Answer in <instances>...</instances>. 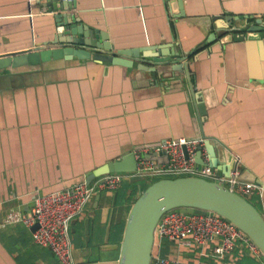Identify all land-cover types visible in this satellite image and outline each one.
<instances>
[{
    "label": "crops",
    "instance_id": "crops-1",
    "mask_svg": "<svg viewBox=\"0 0 264 264\" xmlns=\"http://www.w3.org/2000/svg\"><path fill=\"white\" fill-rule=\"evenodd\" d=\"M46 1L0 0V57L49 48L54 18L67 16L97 30L114 50L141 55L131 67L58 57L0 70V264H57L33 241L32 227L14 218L28 213L37 196L86 182L126 155L151 156L165 167L166 157L151 148L169 140L215 139L218 169L230 170L239 157L246 167L241 179L262 188L255 198L264 217V36L225 49L205 44L227 27L223 17L237 26L263 20L264 0H183L178 18L168 0ZM171 54L185 58L189 79ZM201 155L209 161L204 148ZM129 211L116 191L95 194L70 223L74 264H118L119 247L105 246L120 245ZM192 249L156 241L152 254L212 264L210 256L196 262Z\"/></svg>",
    "mask_w": 264,
    "mask_h": 264
},
{
    "label": "water",
    "instance_id": "water-1",
    "mask_svg": "<svg viewBox=\"0 0 264 264\" xmlns=\"http://www.w3.org/2000/svg\"><path fill=\"white\" fill-rule=\"evenodd\" d=\"M169 11L174 18L184 15L183 0H168ZM48 0L46 1V6ZM44 6V5H43ZM56 24V39L50 42L49 48L40 51L37 47L18 52L16 55L0 57V70L24 64L37 65L40 60L48 61L51 58H76L79 60L93 59L95 61L131 67L134 59L141 55L140 51L114 50L107 42L105 36L99 37L97 30L82 24L74 17L54 18ZM227 27L217 28L205 40V44L218 42L225 49L233 43H244L249 40L261 39L264 34V19L253 20L251 24L245 22L244 26H237L231 17H223ZM223 31L226 34H217ZM216 33V34H215ZM105 39V40H104ZM217 40V41H216ZM172 55L175 69L184 72L189 79L188 64L185 58ZM187 55V54H186ZM184 55V56H186ZM158 59V60H157ZM169 60V59H168ZM154 62L158 64L167 62L157 57ZM199 125L202 127L201 122ZM203 136V135H202ZM203 142L195 148L194 158L199 166L213 168L224 177H228L231 169H218V160L215 157V139L203 136ZM207 150L209 161H204L201 153ZM184 152L185 146L183 147ZM163 155V153L155 156ZM153 156V157H155ZM152 160V157L143 156L140 159ZM168 163V158L166 157ZM137 160L135 155L129 154L119 161H112L93 170L86 182L108 173L134 172ZM98 199V196L96 197ZM181 208L198 209L214 213L234 224L243 232L264 256V217L248 200L241 195L230 191L226 186L196 177L163 178L152 183L133 202L126 219L120 245H106V249L119 247L118 264H149L151 259L154 233L160 217L170 211ZM93 214V213H92ZM89 220H85V231L88 232ZM37 225L31 230L34 231ZM110 226L106 228V242Z\"/></svg>",
    "mask_w": 264,
    "mask_h": 264
},
{
    "label": "built area",
    "instance_id": "built-area-1",
    "mask_svg": "<svg viewBox=\"0 0 264 264\" xmlns=\"http://www.w3.org/2000/svg\"><path fill=\"white\" fill-rule=\"evenodd\" d=\"M74 3L75 0H63ZM201 145L197 140H169L151 148L153 154L163 153L168 158L165 167H157L152 160L138 161L134 172L108 173L89 181H79L71 187L43 195L33 201L30 211L14 218L28 227L37 225L32 232L33 241L49 249L57 259V264H74L72 259V244L70 223L87 206L88 201L97 193L105 190L114 191L120 188L125 179L138 177H196L226 186L230 191L242 197H262L263 191L258 183L246 182L241 179V173L246 167L234 158V166L228 177L208 166H199L194 158L195 148ZM185 146V151L183 147ZM172 179V178H171ZM156 241L174 243L178 252L197 249L196 262L210 256L222 260L231 256L237 243H241L254 255L258 264H264V256L250 239L234 224L226 219L207 214H187L178 210L164 213L156 226L153 244ZM213 244L210 254L209 245ZM149 264H181L180 256L169 259L160 254H152Z\"/></svg>",
    "mask_w": 264,
    "mask_h": 264
},
{
    "label": "trees",
    "instance_id": "trees-1",
    "mask_svg": "<svg viewBox=\"0 0 264 264\" xmlns=\"http://www.w3.org/2000/svg\"><path fill=\"white\" fill-rule=\"evenodd\" d=\"M163 178H170V177H152V178H134L132 180L125 179L122 181L120 188L114 190L117 192V195L120 199L124 200L125 204L127 205V212L130 210V206H132L133 202L139 197V195L146 190L152 183L156 182L157 180ZM172 179L174 177H171ZM257 196H246L245 198L251 203L256 209L259 210L258 202L256 201ZM178 211L187 213V214H207L211 212L201 211L198 209H191V208H181L176 209ZM126 212V213H127ZM214 214V213H211ZM216 215V214H214ZM124 226L121 227L120 232H123ZM123 234V233H122ZM122 239V235L119 237L117 244L119 245ZM118 252V251H117ZM117 259V254H116ZM225 259L226 262L224 261ZM255 257L251 253H248L246 248L241 244L237 243L231 256H226L222 260L212 259V264H236L238 261L241 262H248L249 264H255ZM240 263V262H239Z\"/></svg>",
    "mask_w": 264,
    "mask_h": 264
}]
</instances>
